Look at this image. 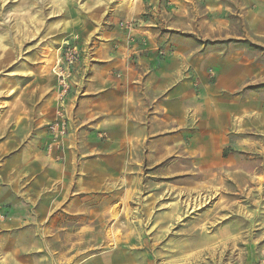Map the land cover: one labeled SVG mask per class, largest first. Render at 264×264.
I'll use <instances>...</instances> for the list:
<instances>
[{
  "label": "rangeland",
  "instance_id": "374dc122",
  "mask_svg": "<svg viewBox=\"0 0 264 264\" xmlns=\"http://www.w3.org/2000/svg\"><path fill=\"white\" fill-rule=\"evenodd\" d=\"M122 44L154 55L155 86L170 81L150 140L138 118L49 152L47 125L63 113L71 133L89 66ZM260 259L264 0H0V264Z\"/></svg>",
  "mask_w": 264,
  "mask_h": 264
},
{
  "label": "crops",
  "instance_id": "0c3cea01",
  "mask_svg": "<svg viewBox=\"0 0 264 264\" xmlns=\"http://www.w3.org/2000/svg\"><path fill=\"white\" fill-rule=\"evenodd\" d=\"M133 51V46L122 44L119 50L111 51L110 54L105 52L98 62L89 66L88 79L92 82L88 83L82 92L83 96L78 97L74 104L72 113L76 126L70 133L69 123V137L66 142H72L87 134L95 135L97 131L98 136H105L106 140L114 141L115 132L118 130H122L124 134L129 127L131 134L133 131L131 126L139 121L138 118L143 119L142 123L146 124V127L134 130L135 139L150 140L149 132L154 124V112L160 102L159 97L163 98L161 102L165 104L172 95L168 92L164 95L165 81L168 83L170 81L164 79L163 86L161 84L155 86L152 80L159 70L155 68L154 55L135 52V56H132ZM113 69L117 71L114 72L115 76L108 75ZM182 88L174 91V99L181 93ZM183 90L185 92V88ZM132 119H137V122L133 123ZM159 119L164 120L162 117ZM40 140L45 147L49 140L46 129ZM70 152L72 151H66L64 155ZM57 194L45 195L40 206L52 209V206L58 204ZM256 264H264V259H260Z\"/></svg>",
  "mask_w": 264,
  "mask_h": 264
},
{
  "label": "built area",
  "instance_id": "2783aa9c",
  "mask_svg": "<svg viewBox=\"0 0 264 264\" xmlns=\"http://www.w3.org/2000/svg\"><path fill=\"white\" fill-rule=\"evenodd\" d=\"M65 60L67 65H75L77 62L76 50L74 48H67L65 53ZM56 65L54 70L59 71ZM61 75V72H60ZM65 86V84H64ZM62 111V110H61ZM46 133L49 137L48 151L59 148L61 142L69 135V121L63 113H58L57 117L47 125Z\"/></svg>",
  "mask_w": 264,
  "mask_h": 264
},
{
  "label": "bare ground",
  "instance_id": "6f19581e",
  "mask_svg": "<svg viewBox=\"0 0 264 264\" xmlns=\"http://www.w3.org/2000/svg\"><path fill=\"white\" fill-rule=\"evenodd\" d=\"M202 203L200 202V203H198V204H190L189 205V208L192 210H196V209H198L199 207H200V205H201Z\"/></svg>",
  "mask_w": 264,
  "mask_h": 264
}]
</instances>
